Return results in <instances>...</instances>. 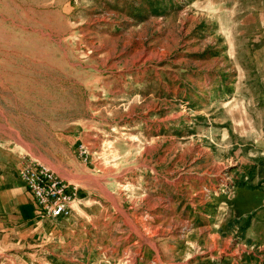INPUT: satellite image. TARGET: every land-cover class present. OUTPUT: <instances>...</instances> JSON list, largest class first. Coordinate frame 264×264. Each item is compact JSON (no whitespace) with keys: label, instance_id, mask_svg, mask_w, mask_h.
I'll list each match as a JSON object with an SVG mask.
<instances>
[{"label":"rangeland","instance_id":"374dc122","mask_svg":"<svg viewBox=\"0 0 264 264\" xmlns=\"http://www.w3.org/2000/svg\"><path fill=\"white\" fill-rule=\"evenodd\" d=\"M27 147L85 167L92 220L0 264H264V0H0V156Z\"/></svg>","mask_w":264,"mask_h":264},{"label":"crops","instance_id":"0c3cea01","mask_svg":"<svg viewBox=\"0 0 264 264\" xmlns=\"http://www.w3.org/2000/svg\"><path fill=\"white\" fill-rule=\"evenodd\" d=\"M28 144L34 145L33 143ZM80 144L78 145L80 146ZM90 149L93 148L91 147ZM94 153L95 152L92 154ZM33 154H36V152L30 147L24 148L21 151L10 148L9 152L0 156V258H3L5 255L3 248L6 246V242L10 239L21 240L22 237H24L22 233L27 236V232L23 230L33 229L35 220L40 216L39 208L33 194L28 190L19 175V168L26 156L41 160L39 157L32 156ZM73 168L75 171H80L82 173H71L70 176L72 179L66 178L70 183L80 186L78 198L72 204L73 211L71 217L81 215L80 213H82L91 221L92 217H89L87 214L88 209L85 210V208H89L90 206L85 204L87 199L82 195V189L91 193L93 187L90 180L86 178L88 175L83 174L87 171L84 166L79 164L74 165ZM87 198H89V196ZM153 215L156 217L155 212H153ZM15 232L17 235H14L16 234Z\"/></svg>","mask_w":264,"mask_h":264},{"label":"built area","instance_id":"2783aa9c","mask_svg":"<svg viewBox=\"0 0 264 264\" xmlns=\"http://www.w3.org/2000/svg\"><path fill=\"white\" fill-rule=\"evenodd\" d=\"M79 154L88 160L92 152L84 143ZM20 178L34 196L39 215L48 218L68 217L78 198L79 186L60 176L50 165L33 157H27L19 168Z\"/></svg>","mask_w":264,"mask_h":264},{"label":"trees","instance_id":"16d2710c","mask_svg":"<svg viewBox=\"0 0 264 264\" xmlns=\"http://www.w3.org/2000/svg\"><path fill=\"white\" fill-rule=\"evenodd\" d=\"M242 187V186H241Z\"/></svg>","mask_w":264,"mask_h":264}]
</instances>
